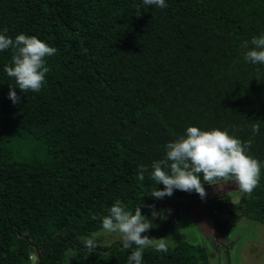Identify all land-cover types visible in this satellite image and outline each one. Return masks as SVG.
<instances>
[{
    "label": "trees",
    "instance_id": "16d2710c",
    "mask_svg": "<svg viewBox=\"0 0 264 264\" xmlns=\"http://www.w3.org/2000/svg\"><path fill=\"white\" fill-rule=\"evenodd\" d=\"M166 4L0 0V32L35 35L58 50L46 58L41 91L16 88L15 104V79L4 72L12 53L0 52V264H127L135 246L103 242L101 234L102 217L117 200L133 211L142 203L149 219L148 205L157 210L175 200L172 209L179 207L161 231L142 233L154 244L176 227L183 198L210 218L225 210L264 223V64L245 61L242 48L264 34V0ZM189 126L251 139L259 186L250 195L237 191L236 203L233 192L204 202L195 191L150 196L164 188L150 178L152 163ZM140 165L148 168L144 181ZM93 236L89 254L83 241ZM167 248H146L142 264H209L200 245L179 240Z\"/></svg>",
    "mask_w": 264,
    "mask_h": 264
},
{
    "label": "clouds",
    "instance_id": "9594fccd",
    "mask_svg": "<svg viewBox=\"0 0 264 264\" xmlns=\"http://www.w3.org/2000/svg\"><path fill=\"white\" fill-rule=\"evenodd\" d=\"M145 6H155L163 9L167 7L166 0H143ZM7 29L0 32V52L10 50L11 62L4 67V72L15 79V86L10 84L9 97L15 104L20 100L15 89L22 93H39L46 83V74L50 68L46 58L56 55L57 49L35 35L17 34L15 38L6 35ZM244 41L242 48L245 61L252 64H264V34ZM259 124L253 123V135L259 133ZM252 140L242 141L229 132L220 128L201 130L197 126H189L186 136H181L174 142L166 144V157L154 161L151 165L150 178L156 184L162 183L163 189L155 188L150 196L162 199L171 196L174 190L185 192L195 191L201 199L207 195L204 184L218 185L217 181L234 180L240 191L251 194L259 186L261 162L248 154ZM148 168L140 165L138 179L145 180ZM139 204L135 210L117 200L109 209V213L102 217V228L108 233H118L124 249L134 247L128 256L127 264H142L144 250L154 248L156 252H167L165 242L153 243V239L146 233L155 227L156 217L164 219L162 210L157 211L154 205H148L152 210V219L141 212ZM170 211V210H169ZM97 219L96 216L92 217ZM84 246L89 254L97 247L96 238H86Z\"/></svg>",
    "mask_w": 264,
    "mask_h": 264
},
{
    "label": "rangeland",
    "instance_id": "374dc122",
    "mask_svg": "<svg viewBox=\"0 0 264 264\" xmlns=\"http://www.w3.org/2000/svg\"><path fill=\"white\" fill-rule=\"evenodd\" d=\"M217 183L219 186L211 185L205 189V199L233 192L232 202L238 201L237 191L240 189L234 180ZM174 202V199H169L157 209L162 210V215L166 217L161 219L158 216L153 220L157 231H161L160 225L166 222L168 215L177 211L179 206L172 209ZM177 202L183 204L174 219L177 225L166 227L160 236V240L166 245H173L179 240L200 245L208 254L209 264H264V223L243 216L235 218L225 210L222 213L217 210L215 216L210 218L205 209L196 206L191 200L183 198ZM185 206L189 209H185ZM232 208L237 209L234 204ZM218 223L222 225L223 232L218 229ZM101 234L105 236L103 242L121 239L118 233L102 230Z\"/></svg>",
    "mask_w": 264,
    "mask_h": 264
},
{
    "label": "water",
    "instance_id": "95a60500",
    "mask_svg": "<svg viewBox=\"0 0 264 264\" xmlns=\"http://www.w3.org/2000/svg\"><path fill=\"white\" fill-rule=\"evenodd\" d=\"M222 195V194H221ZM217 196V195H216ZM205 201V198L201 201V202H204Z\"/></svg>",
    "mask_w": 264,
    "mask_h": 264
}]
</instances>
